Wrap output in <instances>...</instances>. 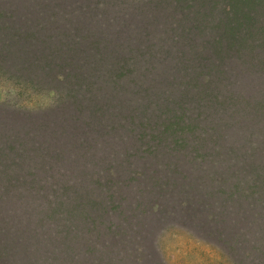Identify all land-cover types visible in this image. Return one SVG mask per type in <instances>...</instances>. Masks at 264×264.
I'll list each match as a JSON object with an SVG mask.
<instances>
[{
    "label": "rangeland",
    "instance_id": "1",
    "mask_svg": "<svg viewBox=\"0 0 264 264\" xmlns=\"http://www.w3.org/2000/svg\"><path fill=\"white\" fill-rule=\"evenodd\" d=\"M118 2L122 4L105 11L102 1L95 5L86 0L80 17L75 13L78 4L52 0L58 19L42 33L52 46L66 45L61 36L69 34V39L71 32L75 34L68 23H80L89 9L92 23L97 20L95 32L88 36L85 30L80 36L75 56L67 48L74 66L64 65L56 82H46L47 73L39 71L38 85L28 84L26 74L14 73L12 66L6 65L7 73L0 74V138L7 142L0 139V145H9L1 163L7 168V158L13 166V178L0 180V194L16 185L25 188L26 178L33 175L26 169L28 158L41 165L34 173L37 181L34 178L28 185L35 199H28L24 191L16 201L0 198V264H122L128 257L126 245L144 247L145 264H245L241 255L246 230L256 231L260 225L243 219L247 204L231 206L216 190L221 187L225 193V186L197 176L190 158L212 155L213 150L202 143L195 146L191 130L194 120L198 130L231 124L225 140L253 149L242 120L252 119L247 100L264 112V79L239 87L238 100L243 103L239 115H233L235 103L221 110L227 104L225 91L216 92L211 78L200 76L221 66L215 58L219 54L209 37L185 28L178 0L136 4L133 12L131 0ZM67 5H72V13L65 16ZM188 6V21L203 12L200 3ZM261 46L264 53V41ZM119 58L121 62L116 61ZM72 77L87 85L75 91L78 101L54 114L56 85L69 87ZM92 90L99 94L96 103L89 97ZM109 90L116 94L113 102L105 97ZM101 105L108 111L99 109ZM6 108L16 114H7ZM217 111L225 121L207 119ZM255 150V158L239 169L230 163L233 168L218 165L220 172L239 170L236 181L248 188L249 181L242 178L246 164L259 171L262 180L264 160L258 140ZM95 198L100 205L93 202ZM80 206L86 219L72 216V209ZM105 211L110 219L104 217ZM99 220H111V227L119 230L111 231L121 234L118 239L104 232ZM93 224L98 235L90 232Z\"/></svg>",
    "mask_w": 264,
    "mask_h": 264
},
{
    "label": "trees",
    "instance_id": "2",
    "mask_svg": "<svg viewBox=\"0 0 264 264\" xmlns=\"http://www.w3.org/2000/svg\"><path fill=\"white\" fill-rule=\"evenodd\" d=\"M90 1L95 5H100V1H102V6L105 11H109L111 8L122 4L121 0H119L121 3H119L118 0H99V3H96V0ZM152 1L153 0H131L133 3L131 7H134L131 11H135L137 5L139 7L146 6ZM68 2L78 4L75 13L80 15V17H83L81 14L82 10L86 7L84 5L86 4V0H68ZM51 3L52 0H14V3L12 4L11 0H0V74L7 73L3 70L6 65L8 68L12 66V71H14V73H20L23 76L26 74L25 80L28 79L30 81L27 82L28 84L38 85L39 78H36V75L40 74L39 71L44 70L47 73L48 77L46 82H56L58 78H60L57 76V73L59 75V71L62 68L63 74L64 65H66L67 68L68 66H74L72 64L73 55L69 53L66 54L67 48L68 51L74 53L75 56V49L83 40L80 36H82L85 30L88 36L95 32L97 20L92 23L93 19L91 17L93 12L89 9L88 16L86 15V18H82L80 23H68V26L75 32V34L71 32L73 37L69 39V34H63L61 36L67 39L65 42L66 45L52 46L50 45V40L47 42L48 39L46 40V38L42 36V33L47 31L46 29H52L51 26L54 24L52 22L57 21L58 19V10L55 9V6L52 9ZM178 3L183 8L181 14L186 20L184 21L182 19L185 28L191 32L198 30L201 35L209 37L208 41L212 43L213 47L219 54V56H215V58H219L218 63H221V66L218 68L215 67L216 71L205 72L204 75L200 74V76L202 75L211 78L212 81L210 85H212L216 92H220L221 89L225 91L227 95L225 101L227 100V104L224 106L225 101L221 102L224 106L221 110H226L229 105L235 103L233 115L234 113L239 115L240 106L243 104L238 100L240 93L239 87L246 84H253L259 78L264 79V53L261 49V45L264 41V0H178ZM195 3H200L202 5L203 12L201 15L193 18V21H188L187 18L191 15L189 13L191 7L188 5L194 7ZM2 4L6 5L7 8H4ZM67 7L62 13L65 16L72 13V5H67ZM49 10L54 12L47 13ZM131 15L132 14H130V16ZM49 16H51V20L49 19ZM124 16H127L126 11ZM18 20L21 22L25 21V23L18 24ZM144 21L145 24H143L146 25L148 23V18H144ZM34 22L38 23L36 27L33 25ZM186 22L187 24H185ZM80 29L82 31H80ZM164 45L165 43L161 41V47H164ZM156 54H160L159 50L156 51ZM108 59H112L111 56ZM116 61L121 62V58ZM41 64L42 66H40ZM113 66H118V64ZM30 73L32 74V77L28 76ZM50 75L56 77L51 78ZM41 83L43 84V82ZM68 84L69 87L64 89H62L61 84L56 85L57 89L55 88V90L58 91V94L55 95V99L53 100L54 107L52 110L54 114L57 112L58 108H62V113L65 105L71 106V104H74V101H78V98H76V94L78 93H75V91H77L79 87L82 89L87 85L86 83H82L81 86V82L73 77ZM95 91L97 92V90ZM107 92V96L105 97L111 99L113 102L116 95L114 90H109ZM253 92L257 93L258 88L253 89ZM97 95L99 96V94L94 93L93 90L92 94H89L90 99L94 103L97 101ZM221 100L222 99H220V101ZM247 101L249 103V105H247L249 107V115L252 119H243L242 121L245 124L242 123V126L247 129L246 132L252 139L253 149L245 150L238 142L229 143L225 140L228 129L233 127L231 124L228 126H222L221 124L211 125L206 127L205 130H198L197 127L199 122L194 120L196 126H193L191 131L196 135L193 140L195 146L202 143L203 145L210 147V149L213 150V154H206L203 157L196 156V159L190 158V162H195V173L199 178L208 180V182L213 181L222 187L225 186V193L224 191H221V187H216V190L226 195V199L230 200L229 204L231 206L248 205L243 219L250 224H254V220H256L255 224H257V226L260 225V228L258 226V230L256 231L251 229L246 230L247 240L243 244V255L241 256L244 259L245 264H264V227L262 226L264 223V178L260 180V172L255 169H248L245 164V168L242 171V178L245 179L246 177V181H249L250 184L248 188H246L242 187L241 184L236 181L239 179V170L231 174L230 170L226 169L220 172L219 168V166L222 165H226L229 168V164L233 163L235 166H239V169L249 158L250 160L254 159V153L258 152V150H255L257 140L262 146V160H264V112L259 110L257 103L253 104L250 100ZM215 102L217 103V99H215ZM197 108H201L200 103ZM6 109L7 114H16L12 108ZM99 109L107 112L108 106L101 105L99 106ZM220 111L215 112L213 115L207 117V119L209 121L223 120L224 118L217 116ZM90 113H93V111ZM94 121L95 120L92 122ZM235 122L241 123L237 121ZM185 125L188 127L191 126L188 123H185ZM181 130L184 129L181 127ZM0 139L4 142L2 138ZM4 143L7 144V142ZM220 143H223L222 147H218ZM8 146L9 145H0V180L3 181H10L11 178H13V166L8 162L7 158V168H2L1 163L3 157L7 155ZM201 147L203 148V146ZM17 165L21 167V163H18ZM209 167L212 170H210ZM39 168H41V165L30 163V158H28L26 169L30 170L33 175L26 178L24 184L25 188L19 189V186L16 185L15 187L6 189L4 193L1 192L2 194H0V198L4 197V201L6 202L9 199L16 201V199H20L22 196L21 193L24 191L25 194H29L28 199H35L31 196L34 192L29 189L28 185L33 183L34 178H36L35 182L37 181V177L39 176L34 177V173ZM44 170L45 166L43 172ZM25 176H28V174ZM18 179L21 180V178ZM232 182H236V184H232ZM33 187L34 186L32 185L31 188ZM238 197L240 198L238 199ZM93 202L100 205L98 198H95V201ZM71 212H73L72 216L77 215L80 217L85 215L82 206H80V209L77 207L73 208ZM71 212H68L69 216ZM107 213L108 212L105 211L104 217L110 219L109 216H106ZM235 215L236 214L233 213L232 217H235ZM82 218L86 219V216H83ZM112 220L114 219L112 218ZM231 221L233 222V220ZM98 222L101 226L104 224L103 231H106L107 234L113 235L114 237L121 235L114 232L119 230H116L113 226L111 227V220L108 222L99 220ZM93 230L94 231L90 232L98 235L99 230L95 229V225ZM116 238L118 239V237ZM127 240L131 241L129 239ZM190 240H192V238ZM236 241L238 242L237 239ZM124 242L121 243L122 246L126 244ZM234 246L235 245L233 244L232 247ZM125 248L128 251V257L123 258L125 262L122 261V264H145L144 255L146 250L144 247L139 245L135 249L133 246L129 248L126 245ZM87 252H90V249H88ZM110 263L111 262H107L106 264ZM154 264H161V262H155Z\"/></svg>",
    "mask_w": 264,
    "mask_h": 264
}]
</instances>
